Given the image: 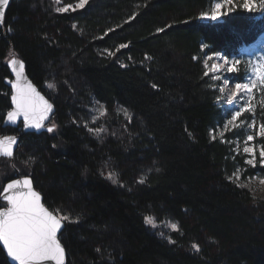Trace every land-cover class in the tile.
Listing matches in <instances>:
<instances>
[{
  "label": "trees",
  "instance_id": "obj_1",
  "mask_svg": "<svg viewBox=\"0 0 264 264\" xmlns=\"http://www.w3.org/2000/svg\"><path fill=\"white\" fill-rule=\"evenodd\" d=\"M212 1L88 0L60 12L53 0L10 1L0 28V136L18 132L3 127L7 61L16 56L54 103L57 128L23 135L14 164L68 217L67 264H264V197L227 177L228 147L211 135L219 95L201 64L264 33V0L203 21ZM90 97L106 108L101 123L80 115ZM145 216L171 217L178 228L162 235ZM0 264H10L1 248Z\"/></svg>",
  "mask_w": 264,
  "mask_h": 264
},
{
  "label": "rangeland",
  "instance_id": "obj_2",
  "mask_svg": "<svg viewBox=\"0 0 264 264\" xmlns=\"http://www.w3.org/2000/svg\"><path fill=\"white\" fill-rule=\"evenodd\" d=\"M53 1L54 11L57 8L68 7V10H70L76 7L75 5H70L71 7H69V4H64V0H59V3H57V0ZM246 3H249V0H231V3L227 2V0H213L208 9L202 13L201 19L209 22L220 21L237 7L247 11L257 10L258 0H252L250 8L244 7ZM217 4H221L220 11L222 15L215 20L210 19ZM221 57L226 58L227 64L225 63V59H221ZM236 60H239V63L235 65V71L227 72V68L232 66L233 61ZM201 64L204 73L211 79L215 87L214 89L219 95L215 102L221 108L222 119L211 130V135L213 138L225 143L228 147L227 158L230 159L231 166L226 172L227 177L240 186L246 187L253 194L264 197V163H262L264 157H261V151L264 150V135H261V126L264 125V83L257 82L250 95L241 93L240 96L234 99L233 104H228L232 93L236 91L234 84L237 82L249 83L250 81H256V67H264V34L254 44L241 47L237 54L230 56L221 52L204 54L201 58ZM213 64H216L219 70L213 69ZM221 65L223 67H220ZM239 72L242 73L241 78L232 79L229 77L230 73ZM225 77L229 78L228 84L224 83ZM221 88H223V91H221ZM79 105L85 107L80 112V115L87 120L101 123L102 119H106L108 115L103 102L96 98L90 97L87 102L81 101ZM244 107H247L248 110L243 111L240 117L229 124L228 121L234 112ZM115 110L121 114L122 118H128L129 112L125 107L120 105ZM53 124L55 126L54 129L57 128L56 124L51 121V125ZM113 135L116 136V134ZM248 136H252L253 139L249 141L247 139ZM245 147L250 148L251 151L246 153L244 151ZM14 160L15 154L13 159L0 156V193L4 184L14 178L15 174L24 176L16 168ZM249 160H253L254 163H247ZM0 201L2 200L0 199ZM1 204L6 206V202L4 201ZM55 214L58 215L57 213ZM152 218L156 226H149L162 235L178 228L177 221L171 217L160 221L154 217ZM172 224H176L177 228L173 229L171 227Z\"/></svg>",
  "mask_w": 264,
  "mask_h": 264
},
{
  "label": "snow or ice",
  "instance_id": "obj_3",
  "mask_svg": "<svg viewBox=\"0 0 264 264\" xmlns=\"http://www.w3.org/2000/svg\"><path fill=\"white\" fill-rule=\"evenodd\" d=\"M8 2L9 0H0V5H7ZM87 2L88 0H79L76 7L82 8ZM227 2L231 3V0H227ZM57 3H59V0H57ZM251 3L252 0H249V3H246L244 7L250 8ZM69 7L71 6L69 5ZM220 9L221 4H217L210 19L215 20L220 17L222 15ZM56 11H68V7L57 8ZM3 15L4 12L0 8V18ZM120 47H125V45ZM221 59H225L227 64L226 58L221 57ZM17 63L16 60L10 62L16 76V82L12 84L14 109L7 113V122L16 124L18 119L22 117L25 128L41 129L43 121L48 118L47 113L52 110V105L44 100L31 84L26 87L21 86L20 81L23 78L24 64L19 62L17 68ZM238 63L239 60L233 61L232 66L227 68V72H234L235 65ZM220 67H223V65ZM212 68L219 70L216 64H213ZM255 72L256 81L234 84L236 91L232 93L228 104H233L234 99L240 96L241 93L250 95L257 82L264 83V67L257 66ZM224 83H229L228 77L224 78ZM48 87L53 88L54 85L50 83ZM221 91H223V88H221ZM246 110L248 108L244 107L235 111L228 123L231 124ZM54 127V125L48 127L47 131L52 132ZM261 135H264V125L261 126ZM247 139L251 141L253 137L248 136ZM15 143V137L0 138V155L11 156V146ZM244 151L247 153L251 149L245 147ZM261 157H264V150L261 151ZM247 163L253 164L254 162L249 160ZM262 163H264V160H262ZM111 178V174H109V179ZM0 199L6 202L7 205L0 204V248L6 253V257L11 264H44V262L64 264V248L57 238V233L61 230V220H67L68 217L58 218L45 208L41 203L40 194L33 190L32 182L27 178L23 181L12 180L8 183L3 188V192L0 193ZM144 222L147 225L156 226L151 216H145ZM171 227L176 229L177 225L172 224Z\"/></svg>",
  "mask_w": 264,
  "mask_h": 264
},
{
  "label": "water",
  "instance_id": "obj_4",
  "mask_svg": "<svg viewBox=\"0 0 264 264\" xmlns=\"http://www.w3.org/2000/svg\"><path fill=\"white\" fill-rule=\"evenodd\" d=\"M10 1H11V0H9V2H8L7 5H0V8H2V10H3V12H4V15H5L6 9H7L8 5H9ZM4 15H3L2 18H0V28L3 27ZM12 60H16V61L18 62V63H17V68H18V66H19V62H23L22 60L18 59L17 57H13L11 60H9V61L7 62V66H8L9 71H10L11 79H10V78H6V79L4 80V82H5V84L10 88V90H11V95H10L11 109H10L9 111H12V110L14 109V105L12 104V95H13V91H14L13 88H12V84L16 82V76H15V73L13 72L12 67L10 66V62H11ZM23 64H24V62H23ZM22 77H23V78H22V80L20 81L21 86L26 87L28 84H31V85L35 88L36 92H37L40 96H42V97L44 98V100H46L49 104L52 105V110H51L49 113H47L48 118H47L45 121H43V127H42L41 129H35V128H31V127H30V128H25L24 125H23V119H22V117L18 119V121H17L16 124H12V123L7 122V119H6V118H7V113H8L9 111L5 114V117H4V120H3V127H6V126L17 127V126L20 124V126H19V130H21V134H20V135H22V134H26V133H29V132L40 133V132H42V131H47V128H48V127H45V124L48 123V122L50 121L51 116H52L53 113L55 112V110H56V109H55V105H54V103H53L50 99H48V98H47V97H46V96H45V95L39 90V88L33 83V81L31 80V78L27 75V72L25 71V68H23ZM3 137H15L16 143L13 144V145L11 146L12 155H11V156L0 155V156H5V157H8V158H10V159H13V157H14V153H15V150H16V147H17V144H18V141H19V136H18V135H15V134H6V135H2V136H0V138H3ZM25 178L31 180L33 190L36 191V192H38V193L40 194V196H41V203L43 204V206H44L45 208H47L50 212H52V211H51V210H50V209H49V208L43 203V196H42V194H41V193L35 188L34 183H33V180H32V178H31L30 176H26V175L21 176V175L15 174L14 178L8 180V181L4 184L3 188L6 187V185H7L8 183H10L12 180H21V181H23ZM2 192H3V189H2V191H1V193H2ZM1 200H2V199H1ZM2 201H3V200H2ZM6 206H7V205H6ZM52 213H53L54 215H56L54 212H52ZM56 216H57L58 218H60L58 215H56ZM64 225H65V224H64V221L61 220V230L58 231V233H57V238H58V240L60 241L61 246L64 248V264H67V251H66V249H65V247H64V245H63V243H62L61 240H60V234H61V232H62V230H63V228H64ZM1 249H2V248H1ZM3 252H4V251H3ZM4 254H5V256H6V253H5V252H4ZM7 259H8V258H7ZM8 261H9V263L11 264V262H10L9 259H8ZM44 264H54V262H44Z\"/></svg>",
  "mask_w": 264,
  "mask_h": 264
},
{
  "label": "bare ground",
  "instance_id": "obj_5",
  "mask_svg": "<svg viewBox=\"0 0 264 264\" xmlns=\"http://www.w3.org/2000/svg\"><path fill=\"white\" fill-rule=\"evenodd\" d=\"M14 57H16V56H14ZM13 58V57H12ZM11 58V59H12ZM18 58V57H17ZM11 59H9V60H11ZM18 59H20V58H18ZM8 60V61H9ZM21 60V59H20ZM7 61V62H8ZM9 69V68H8ZM26 71V70H25ZM10 72V71H9ZM28 75V74H27ZM29 76V75H28ZM7 78H10L11 79V75H10V77H7ZM6 79V78H5ZM32 80V79H31ZM34 83V82H33ZM35 84V83H34ZM36 85V84H35ZM37 86V85H36ZM38 87V86H37ZM39 88V87H38ZM43 94H44V92L41 90V89H39ZM11 91V90H10ZM11 95V94H10ZM45 95V94H44ZM46 96V95H45ZM47 97V96H46ZM48 98V97H47ZM49 99V98H48ZM11 109V108H10ZM56 109V108H55ZM55 113V112H54ZM54 113H53V115H54ZM53 115L51 116V118H50V121L48 122V123H46L45 124V127H52L53 125H51V121H52V117H53ZM19 126H20V124L17 126V128H18V132L17 133H9V134H15V135H18L19 136V141H20V138L23 136V135H25V134H22V135H20L21 134V130H19ZM6 127H10V126H6ZM42 132H48V131H42ZM29 133H35V132H29ZM41 133V132H40ZM27 134V133H26ZM36 134H39V133H36ZM6 135V134H5ZM19 141H18V144H19ZM18 144H17V147H18ZM17 147H16V149H17ZM16 151V150H15ZM15 154V153H14ZM44 203V202H43ZM59 216V215H58ZM60 217V216H59ZM64 221V220H63ZM64 224H65V222H64ZM65 226V225H64ZM64 229V228H63Z\"/></svg>",
  "mask_w": 264,
  "mask_h": 264
},
{
  "label": "flooded vegetation",
  "instance_id": "obj_6",
  "mask_svg": "<svg viewBox=\"0 0 264 264\" xmlns=\"http://www.w3.org/2000/svg\"><path fill=\"white\" fill-rule=\"evenodd\" d=\"M17 133V132H16Z\"/></svg>",
  "mask_w": 264,
  "mask_h": 264
}]
</instances>
